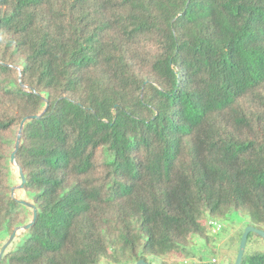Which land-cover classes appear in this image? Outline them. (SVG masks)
I'll return each mask as SVG.
<instances>
[{
	"label": "trees",
	"instance_id": "16d2710c",
	"mask_svg": "<svg viewBox=\"0 0 264 264\" xmlns=\"http://www.w3.org/2000/svg\"><path fill=\"white\" fill-rule=\"evenodd\" d=\"M247 225L264 0H0V264H233Z\"/></svg>",
	"mask_w": 264,
	"mask_h": 264
},
{
	"label": "water",
	"instance_id": "95a60500",
	"mask_svg": "<svg viewBox=\"0 0 264 264\" xmlns=\"http://www.w3.org/2000/svg\"><path fill=\"white\" fill-rule=\"evenodd\" d=\"M21 128H22V123H20L19 130H18V133H17L16 147L18 146V142L20 140ZM13 160H14V156H13V153H12V155H11V161H13ZM19 173H20L22 182L18 186L13 187L12 188V191H14L18 187H21L22 183L24 182V178H23L22 172L19 171ZM32 222H33V220L29 224L23 226V228L29 227L32 224ZM17 229L14 230V232L10 235L9 239L4 243V245L2 247V250L0 252V257L2 255L3 250L7 246V244L13 238V236H14V234H15V232H16ZM250 232H253V233L257 234L258 236H260V237H262L264 239V230L263 229H260L258 227L252 226V225H247L243 229L242 235L240 237V241H239V245H238V249H237V254H236V257H235V260H234V263L233 264H240L241 259L243 257V253H244V249H245V245H246V241H247V236H248V234ZM136 264H149V263L146 262L144 259H139V260H137Z\"/></svg>",
	"mask_w": 264,
	"mask_h": 264
},
{
	"label": "rangeland",
	"instance_id": "374dc122",
	"mask_svg": "<svg viewBox=\"0 0 264 264\" xmlns=\"http://www.w3.org/2000/svg\"><path fill=\"white\" fill-rule=\"evenodd\" d=\"M15 187V186H14ZM223 224V228H224V230H225V232H226V234H223L224 236H227L230 232L232 233V231H231V229L229 228L230 226H228V223H226V222H223L222 223ZM240 224H242L241 223V221H239V220H235V227H238ZM214 238H215V234H214V236H213ZM228 239V238H227ZM226 239V240H227ZM225 240V241H226ZM193 241L194 242H196V243H199V240H197V238H193ZM225 241H223L222 243H224ZM227 242V241H226ZM147 258V262L149 263V264H160L159 263V260L158 259H156V258H154V257H152V256H148V257H146ZM185 259V258H184ZM165 260L168 262V264L170 263V264H181L182 263V258L179 256V255H173V254H171V255H169L167 258H165ZM185 261L187 262V264H192V261H191V259H185ZM220 263H222V262H220ZM136 264V263H135ZM183 264V263H182ZM223 264V263H222Z\"/></svg>",
	"mask_w": 264,
	"mask_h": 264
},
{
	"label": "built area",
	"instance_id": "2783aa9c",
	"mask_svg": "<svg viewBox=\"0 0 264 264\" xmlns=\"http://www.w3.org/2000/svg\"><path fill=\"white\" fill-rule=\"evenodd\" d=\"M209 224L211 225V229L213 232H217L220 229V224L213 222V221H209ZM183 264H187V262L185 260L182 261Z\"/></svg>",
	"mask_w": 264,
	"mask_h": 264
},
{
	"label": "clouds",
	"instance_id": "9594fccd",
	"mask_svg": "<svg viewBox=\"0 0 264 264\" xmlns=\"http://www.w3.org/2000/svg\"><path fill=\"white\" fill-rule=\"evenodd\" d=\"M220 227H221V225H220ZM210 230H211L212 233H216V232H213L212 229H210ZM218 231H219V230H218ZM183 260H185V259H182V261H183ZM181 264H182V263H181Z\"/></svg>",
	"mask_w": 264,
	"mask_h": 264
}]
</instances>
